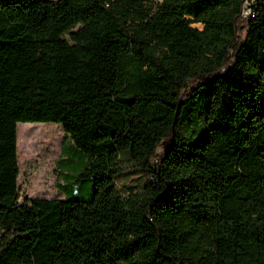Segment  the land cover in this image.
<instances>
[{
	"label": "trees",
	"instance_id": "1",
	"mask_svg": "<svg viewBox=\"0 0 264 264\" xmlns=\"http://www.w3.org/2000/svg\"><path fill=\"white\" fill-rule=\"evenodd\" d=\"M246 1L0 0V63L12 57L23 93L0 123L58 122L68 141L64 200L0 190V264H264V0L242 18ZM65 35L96 50L80 59L95 67L92 121L48 106L34 76ZM123 151L149 177L126 196Z\"/></svg>",
	"mask_w": 264,
	"mask_h": 264
},
{
	"label": "rangeland",
	"instance_id": "2",
	"mask_svg": "<svg viewBox=\"0 0 264 264\" xmlns=\"http://www.w3.org/2000/svg\"><path fill=\"white\" fill-rule=\"evenodd\" d=\"M247 14L246 9L242 18ZM192 27L202 29L199 24ZM86 53L95 56V47L85 49L72 43L65 35L64 42L47 44L39 61L32 67L36 81L46 92L44 100L48 106L60 107L64 101H72L75 117L81 121H92L95 114V67H81L80 59ZM11 60L12 57L0 63V104L22 101V90L13 81L10 71ZM3 68H8L6 74H2ZM207 103L208 96L202 88L185 105L182 124L198 120ZM67 142L58 122L37 125L0 123V190L20 191L21 195L33 199L64 200V193L59 188L64 172L59 161L64 158L61 148ZM159 152L161 148L157 149ZM129 157L128 151L121 152L119 156L121 174L116 186L122 196L141 189L149 181L143 171L133 167ZM75 171L70 169L69 181L73 180ZM88 185L90 183L85 181L78 189L79 194L86 195Z\"/></svg>",
	"mask_w": 264,
	"mask_h": 264
},
{
	"label": "built area",
	"instance_id": "3",
	"mask_svg": "<svg viewBox=\"0 0 264 264\" xmlns=\"http://www.w3.org/2000/svg\"><path fill=\"white\" fill-rule=\"evenodd\" d=\"M246 3H249V4L247 5V8H246ZM251 5H252V1H251V0H250V1H246V2L244 3V9H243V11H242V15H243V13H244V11H245L246 9L248 10L247 17L251 15Z\"/></svg>",
	"mask_w": 264,
	"mask_h": 264
}]
</instances>
